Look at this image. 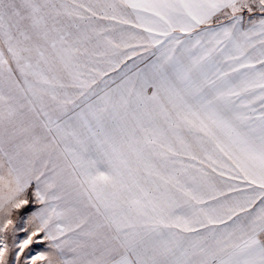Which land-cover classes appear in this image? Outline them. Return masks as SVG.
<instances>
[{
	"label": "snow or ice",
	"instance_id": "snow-or-ice-1",
	"mask_svg": "<svg viewBox=\"0 0 264 264\" xmlns=\"http://www.w3.org/2000/svg\"><path fill=\"white\" fill-rule=\"evenodd\" d=\"M0 264H264V0H0Z\"/></svg>",
	"mask_w": 264,
	"mask_h": 264
}]
</instances>
